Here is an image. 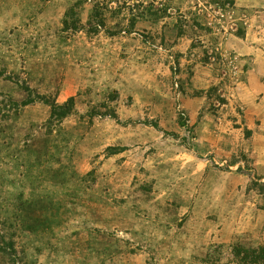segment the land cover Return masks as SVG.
I'll return each instance as SVG.
<instances>
[{
    "label": "rangeland",
    "instance_id": "rangeland-1",
    "mask_svg": "<svg viewBox=\"0 0 264 264\" xmlns=\"http://www.w3.org/2000/svg\"><path fill=\"white\" fill-rule=\"evenodd\" d=\"M263 72L264 0H0V264L264 246Z\"/></svg>",
    "mask_w": 264,
    "mask_h": 264
},
{
    "label": "trees",
    "instance_id": "trees-1",
    "mask_svg": "<svg viewBox=\"0 0 264 264\" xmlns=\"http://www.w3.org/2000/svg\"><path fill=\"white\" fill-rule=\"evenodd\" d=\"M67 17V16H66ZM27 103V102H26ZM26 103L23 106L27 105ZM29 103H32L31 101ZM49 103V102H47ZM50 121L59 122L61 119L68 117L74 111V99H69L65 103L58 105V104H50ZM7 246L9 247V255L15 253L13 249V244L8 243ZM213 249L209 251L206 255V260L214 262H219L222 256V246L212 247ZM2 250H6L3 248ZM229 256L234 264H264V246H246L240 243L233 244L229 246Z\"/></svg>",
    "mask_w": 264,
    "mask_h": 264
},
{
    "label": "crops",
    "instance_id": "crops-1",
    "mask_svg": "<svg viewBox=\"0 0 264 264\" xmlns=\"http://www.w3.org/2000/svg\"><path fill=\"white\" fill-rule=\"evenodd\" d=\"M262 76H264V72H263ZM262 82H260V81L257 82V85L254 87V92L250 93V95L252 97H254L255 96L254 93L256 91L257 94L258 93L262 94L263 101H264V85H263L264 81H262ZM252 108H253V106H252ZM255 114H257V117H253L252 120H254V119H256V120H264V104L259 107V109L256 111Z\"/></svg>",
    "mask_w": 264,
    "mask_h": 264
}]
</instances>
